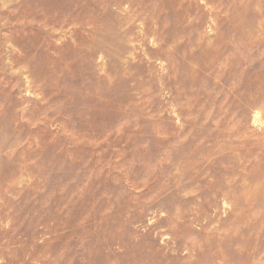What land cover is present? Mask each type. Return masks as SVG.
<instances>
[{
	"label": "rangeland",
	"instance_id": "rangeland-1",
	"mask_svg": "<svg viewBox=\"0 0 264 264\" xmlns=\"http://www.w3.org/2000/svg\"><path fill=\"white\" fill-rule=\"evenodd\" d=\"M0 264H264V0H0Z\"/></svg>",
	"mask_w": 264,
	"mask_h": 264
},
{
	"label": "bare ground",
	"instance_id": "bare-ground-1",
	"mask_svg": "<svg viewBox=\"0 0 264 264\" xmlns=\"http://www.w3.org/2000/svg\"><path fill=\"white\" fill-rule=\"evenodd\" d=\"M41 3V2H40ZM43 5H45V4H43ZM24 15V14H23ZM25 15H26V13H25ZM20 16V15H19ZM44 23V22H43Z\"/></svg>",
	"mask_w": 264,
	"mask_h": 264
}]
</instances>
